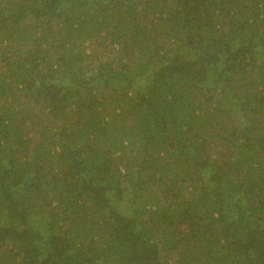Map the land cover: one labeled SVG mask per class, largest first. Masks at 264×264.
<instances>
[{"label":"trees","instance_id":"trees-1","mask_svg":"<svg viewBox=\"0 0 264 264\" xmlns=\"http://www.w3.org/2000/svg\"><path fill=\"white\" fill-rule=\"evenodd\" d=\"M0 264H264V0H0Z\"/></svg>","mask_w":264,"mask_h":264}]
</instances>
